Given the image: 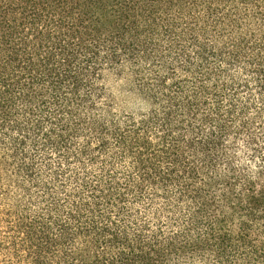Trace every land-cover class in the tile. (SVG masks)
I'll return each mask as SVG.
<instances>
[{"label": "trees", "instance_id": "16d2710c", "mask_svg": "<svg viewBox=\"0 0 264 264\" xmlns=\"http://www.w3.org/2000/svg\"><path fill=\"white\" fill-rule=\"evenodd\" d=\"M0 264H264V0H0Z\"/></svg>", "mask_w": 264, "mask_h": 264}, {"label": "rangeland", "instance_id": "374dc122", "mask_svg": "<svg viewBox=\"0 0 264 264\" xmlns=\"http://www.w3.org/2000/svg\"><path fill=\"white\" fill-rule=\"evenodd\" d=\"M110 84H111V82H110ZM120 87H121V83L119 81L118 82H112V84H111L112 91L115 92L116 95L120 94Z\"/></svg>", "mask_w": 264, "mask_h": 264}]
</instances>
